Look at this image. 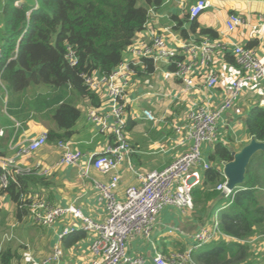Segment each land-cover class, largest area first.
<instances>
[{"label": "built area", "instance_id": "1", "mask_svg": "<svg viewBox=\"0 0 264 264\" xmlns=\"http://www.w3.org/2000/svg\"><path fill=\"white\" fill-rule=\"evenodd\" d=\"M21 2L23 0H16L15 4ZM210 5V0H194L188 6V19L198 17ZM33 7H37L36 0ZM29 12L30 9L27 14ZM152 15L154 11L151 9L145 27L151 32V36L148 39L134 37L122 61L110 73L84 75V81L89 88L99 95L100 101L105 97L109 105L104 111L92 107L87 112L88 121L100 132L111 136L104 150L94 153L88 164L101 173H110V178L106 182L95 183L101 198L105 201L104 220H92L73 204L62 206L37 195L29 197L27 220L34 225L48 226L67 214L79 220V228L90 234L88 246L92 256L90 264H199L192 258V250L214 239L232 238L219 229L217 219L214 218L210 225H205L192 234L188 233L194 241L184 252L165 255L156 250L149 259L141 254L131 255L128 252L129 239L142 237L150 242L157 216L164 207L192 209V190L201 182L199 170L209 167L201 145L214 140L218 119L232 107L237 96L248 85L264 78V51L262 57L260 52L252 47L236 43L226 46L220 43L219 39L205 34L185 40L180 46L172 45L168 43L164 33H155L147 27L151 26ZM259 21L252 24L251 28L256 29L260 24H264L262 16L259 17ZM243 23L245 19L237 12H230L225 20L228 30H234ZM223 52L232 54L238 73L230 81L223 100L212 106L209 99L218 84L216 63L219 53ZM67 58L71 63L76 62L70 50ZM145 61H150L153 71H159L164 79L180 80L185 91L194 89L197 84L195 79H201L205 91L204 100L200 103L189 100L185 116L175 125L176 133L181 136L179 144L185 146L184 151L162 168L144 173L137 172L138 182L126 187L120 199L116 196L120 179L119 166L126 162L128 167L132 168L129 158L132 150L125 129L128 118L127 106L130 101L126 96V89L137 71L145 69ZM170 65H173L172 69L169 68ZM142 114L150 121L156 120L148 109H143ZM46 141L47 133L43 131L29 139L25 147L17 151V155L34 153ZM56 145L61 152L58 164H80L82 154L79 150L71 149L68 140H59ZM88 165L85 168L81 166V175L87 174ZM0 168V188L7 187L13 174L45 175L47 172L39 164L34 168L21 167L16 163L15 157L4 155H0ZM215 188L225 196L231 191L226 187V179L217 183ZM2 199L3 197H0V208ZM74 229L76 228L71 226L64 227L53 244L52 252L40 262L34 261V264H51L58 261L62 256L61 238ZM171 231L183 233L176 227Z\"/></svg>", "mask_w": 264, "mask_h": 264}, {"label": "crops", "instance_id": "2", "mask_svg": "<svg viewBox=\"0 0 264 264\" xmlns=\"http://www.w3.org/2000/svg\"><path fill=\"white\" fill-rule=\"evenodd\" d=\"M193 1L164 0L158 9L153 10L151 26L148 25L147 27L155 33H164L168 43L176 46H180L185 40L192 37L197 38L200 35L197 31L196 33L188 32L187 37L180 34V28L188 30L190 20L186 21L184 17L188 15V6ZM210 1L211 5L196 18L199 27L214 29L219 42L226 46L235 43L245 45L250 40H255L256 43L252 48L257 52L264 49V24L259 26L257 24L256 29L251 28L252 24L260 22V16L263 17L264 21V0ZM230 12L240 13L245 19V23L238 25L234 30H228L225 26V20ZM174 16L182 20L177 30L173 27L177 23ZM150 36L151 32L148 29H143L135 34V38L148 39ZM219 54L216 63L218 84L214 87L209 99V104L212 106L218 105L223 100L227 94L230 81L238 73V67L227 63L223 53ZM138 71L126 89V96L130 100L127 106V115L133 122L129 129L126 128L127 126L125 127L132 150L129 155L132 168H129L126 162L119 166L120 179L116 196L120 199L123 197L126 187L138 182L137 171L153 170L154 168H151L153 164L158 169L162 168L184 151L185 146L179 144L181 136L176 133L175 125L185 116L188 101L195 100L200 103L204 100L205 94L199 78L195 79L197 84L194 89L185 91L181 81L176 78L164 79L159 71L141 72L139 74ZM161 88L166 89L167 92H161ZM74 104L81 111L73 126L74 132L68 141L71 149L81 152L80 164H58L60 149L55 142L48 140L34 153L17 155V151L25 147L29 139L46 131L49 127L55 128L54 123L49 118L45 119V116H48L45 109L39 110L40 114L31 112L29 120L20 122L15 120L14 124H10V128H12L10 132L0 126V130H2L0 137L7 138L6 147L2 151H4V156L15 157L16 163L21 167L34 168L39 164L47 170L44 176L49 180V185L46 188H41V190L43 196L50 202L62 206L73 204L92 220L103 221L106 217L105 201L101 198L95 183L97 181L106 182L110 178V173H101L88 164L94 153L104 150L109 139L111 140V136L100 132L88 121L87 112L92 106L86 100L76 98ZM255 104L264 106V78L248 85L237 96L232 107L227 109L218 119L216 137L213 141L201 145L202 153L209 162L216 164L209 160V154L212 153L213 146L217 141L220 140L225 143L231 151H237L250 140L251 135L246 129L244 120L249 109ZM108 107L107 99L103 97L101 104L94 108L104 111ZM143 109L150 110L156 120L150 121L144 118L142 116ZM58 131L61 132L62 130ZM87 165V174L81 175V166L85 168ZM199 171L202 179L203 169ZM32 190H39V187L33 186ZM1 203L0 209L3 208L4 210V206L9 204L15 212V204L7 196L3 197ZM14 212L13 220L18 230L16 234L18 236L30 235L27 241L31 243L30 247L35 262H40L52 252L53 244L57 241L58 234L64 227L71 226L76 230L80 229L79 220L70 214L59 217L48 226L38 225L35 227L27 220V216L21 222L16 221ZM215 213L211 218L215 217ZM204 224L203 211H200V207L195 204H193L192 209L166 206L157 216L150 242L145 241L142 237L129 239L127 241L128 252L131 255L141 254L146 259H149L156 250L165 255L184 252L189 249L194 241L188 233L192 234L198 231L205 226ZM173 227L180 228L183 233L171 231ZM34 229L36 233L29 232V230ZM89 242L90 234L67 248L60 241L62 256L58 261L51 264H90L92 256L88 247Z\"/></svg>", "mask_w": 264, "mask_h": 264}, {"label": "trees", "instance_id": "3", "mask_svg": "<svg viewBox=\"0 0 264 264\" xmlns=\"http://www.w3.org/2000/svg\"><path fill=\"white\" fill-rule=\"evenodd\" d=\"M15 1L0 0V80L8 92L20 93L36 84H46L54 90L64 86L92 107H98L101 101L85 83L84 75L110 73L122 61L135 34L145 29L149 11L158 9L164 2L36 0L37 7H33L29 4L31 0L19 4ZM174 18L177 23L173 27L177 30L182 20ZM184 19L187 21V16ZM196 31L217 38L214 29L199 27L196 18L190 21L188 30L180 28L183 37ZM255 43L250 40L245 46L252 47ZM69 50L76 59L75 63L67 58ZM223 57L227 63L236 65L229 52H223ZM145 64V69L139 70L138 74L153 71L150 61ZM169 68L172 69L173 65ZM80 111L74 103L61 101L56 104L51 115L55 128L46 130L47 140L55 143L68 140ZM131 120L127 118V129L133 123ZM244 121L248 133L264 141V106L253 105ZM6 141L7 138L0 137V155L4 154L2 149L6 147ZM231 159V149L217 141L209 154V160L216 164L208 161L209 167L203 170L200 184L192 190L193 204L199 206L205 216L204 225L212 223L211 217L218 210L219 229L232 237L214 239L192 250V258L199 264H259L254 260L258 251L251 248L250 241L255 237L264 239V150L251 157L242 183L225 196L215 186L225 180L221 162ZM31 185L38 186L39 190H32ZM48 185L49 180L44 175L13 174L7 187L0 188V197L7 196L15 204L14 217L21 222L28 214L29 197H44L41 188ZM85 236V231L75 229L64 235L61 242L67 248ZM0 264H18L17 252L10 246L0 249Z\"/></svg>", "mask_w": 264, "mask_h": 264}, {"label": "rangeland", "instance_id": "4", "mask_svg": "<svg viewBox=\"0 0 264 264\" xmlns=\"http://www.w3.org/2000/svg\"><path fill=\"white\" fill-rule=\"evenodd\" d=\"M138 3L143 4V0H138ZM29 4L33 6L34 0L29 1ZM263 51L264 49L260 52V56L262 57ZM165 90L166 89L161 88V92H167ZM7 101H9L8 104ZM61 101H66L73 104L75 103L76 98L70 93V89L67 87L65 88L63 86L54 90L51 88V86H47L46 84H36L29 86L25 91H21L20 93H9L5 84L0 80V126L4 127L7 132H10L12 131L10 124H14L16 122L15 120L19 122L21 120L24 121L30 116L31 112H38V114H40L41 112L39 110L42 109H45V111L48 113V116H45V119L49 118L51 121V115L54 112L55 105L59 104ZM141 103L143 102L141 101ZM6 107L8 108V111L13 114V116L8 114ZM151 168L156 169L157 167L153 164ZM137 172L144 173L146 171ZM4 207V210L3 208L0 209V249L10 246L11 250L16 251L18 254V264H34V261L36 260L34 259L33 252L31 251V243L27 241L30 235L24 234L22 236H18L16 234L18 230L15 227L13 220L14 209H12L9 204ZM217 215L218 210L215 213L214 218H216ZM34 226L37 227L38 225ZM29 232H32V234L36 233L35 229L32 231L29 230ZM250 242L251 248L258 251L256 252L258 255L256 254L257 257L254 256V260H256L259 264H264V239L262 237H256Z\"/></svg>", "mask_w": 264, "mask_h": 264}, {"label": "water", "instance_id": "5", "mask_svg": "<svg viewBox=\"0 0 264 264\" xmlns=\"http://www.w3.org/2000/svg\"><path fill=\"white\" fill-rule=\"evenodd\" d=\"M264 150V141L251 136L250 140L239 150H232V159L222 162V173L229 190L237 187L244 179L245 169L251 157L258 151Z\"/></svg>", "mask_w": 264, "mask_h": 264}, {"label": "clouds", "instance_id": "6", "mask_svg": "<svg viewBox=\"0 0 264 264\" xmlns=\"http://www.w3.org/2000/svg\"><path fill=\"white\" fill-rule=\"evenodd\" d=\"M197 18V17H196ZM149 20V19H148ZM190 21H192V20H190ZM245 46V45H244ZM232 55V54H231ZM222 163V162H221Z\"/></svg>", "mask_w": 264, "mask_h": 264}]
</instances>
